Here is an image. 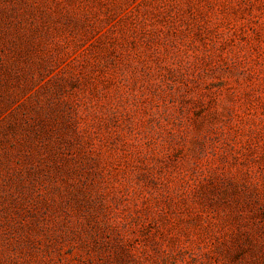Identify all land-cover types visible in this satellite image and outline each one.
Segmentation results:
<instances>
[{
    "label": "rangeland",
    "instance_id": "rangeland-1",
    "mask_svg": "<svg viewBox=\"0 0 264 264\" xmlns=\"http://www.w3.org/2000/svg\"><path fill=\"white\" fill-rule=\"evenodd\" d=\"M0 264H264V0H0Z\"/></svg>",
    "mask_w": 264,
    "mask_h": 264
}]
</instances>
